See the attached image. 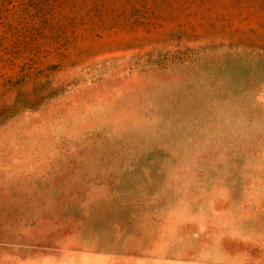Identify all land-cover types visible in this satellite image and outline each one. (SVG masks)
<instances>
[{"label":"rangeland","instance_id":"rangeland-1","mask_svg":"<svg viewBox=\"0 0 264 264\" xmlns=\"http://www.w3.org/2000/svg\"><path fill=\"white\" fill-rule=\"evenodd\" d=\"M0 264H264V0H0Z\"/></svg>","mask_w":264,"mask_h":264}]
</instances>
